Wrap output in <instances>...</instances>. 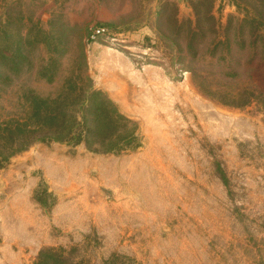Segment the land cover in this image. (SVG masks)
Listing matches in <instances>:
<instances>
[{
    "label": "rangeland",
    "instance_id": "rangeland-1",
    "mask_svg": "<svg viewBox=\"0 0 264 264\" xmlns=\"http://www.w3.org/2000/svg\"><path fill=\"white\" fill-rule=\"evenodd\" d=\"M96 27L108 32L91 40ZM254 46L263 57L264 0H0L1 116L88 76L140 142L14 156L0 170V264L46 248L87 264H264V108L223 104L252 86Z\"/></svg>",
    "mask_w": 264,
    "mask_h": 264
},
{
    "label": "trees",
    "instance_id": "trees-1",
    "mask_svg": "<svg viewBox=\"0 0 264 264\" xmlns=\"http://www.w3.org/2000/svg\"><path fill=\"white\" fill-rule=\"evenodd\" d=\"M259 50L258 46L251 48L253 56L249 67L252 68L249 71L252 86L233 93V102L223 104L242 108L257 103L264 108V56ZM17 61L13 59V64ZM64 84L63 93L53 98L29 92L21 116L3 118L0 114V170L14 156L37 142L85 145L89 150L106 154H119L140 147L137 125L125 117L104 92L93 87L91 78L75 76ZM200 90L215 100L219 95L218 92ZM221 179L226 185L227 179L224 176ZM34 197L41 205H46L47 198L55 200L44 183L39 185ZM34 264L87 263L76 260L72 251L66 248H46Z\"/></svg>",
    "mask_w": 264,
    "mask_h": 264
},
{
    "label": "built area",
    "instance_id": "built-area-1",
    "mask_svg": "<svg viewBox=\"0 0 264 264\" xmlns=\"http://www.w3.org/2000/svg\"><path fill=\"white\" fill-rule=\"evenodd\" d=\"M108 30L103 27H96L90 30L89 37L91 40H95L98 37L105 36Z\"/></svg>",
    "mask_w": 264,
    "mask_h": 264
}]
</instances>
